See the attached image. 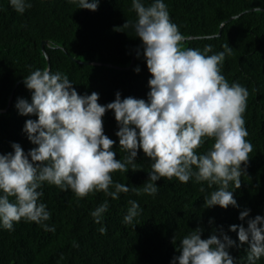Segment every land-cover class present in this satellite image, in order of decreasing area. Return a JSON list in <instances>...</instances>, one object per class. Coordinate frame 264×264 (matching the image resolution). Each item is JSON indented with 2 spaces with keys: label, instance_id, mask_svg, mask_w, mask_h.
Instances as JSON below:
<instances>
[{
  "label": "trees",
  "instance_id": "16d2710c",
  "mask_svg": "<svg viewBox=\"0 0 264 264\" xmlns=\"http://www.w3.org/2000/svg\"><path fill=\"white\" fill-rule=\"evenodd\" d=\"M141 2L150 6L154 0ZM163 2L185 37L181 48L203 52L205 46H211L207 55L225 52L221 74L230 84L239 83L249 92L244 119L249 133L246 139L253 151L248 164L242 165L246 173L240 177L241 187L236 189L232 182L229 185L238 207L205 208V197L219 186L209 187L208 182H197L195 177L187 183L161 178L156 181V195L144 194L142 188L150 178L153 161L140 149L136 171L128 165V172L112 174L114 184L130 189L119 193L118 199L102 191L78 199L70 189L63 191L44 182L39 202L51 213L44 223L55 231H46L23 218L14 222L11 231L0 225V264H172L181 254L180 241L197 228L202 230L203 239L213 234L221 239L224 234L229 236L236 241L228 249L235 264H249V245H241L238 231H231L230 226L247 228L249 220L264 216V0ZM26 3L32 7L20 14L10 0H0V153L14 152L13 143L20 144L25 154L37 147L24 128L27 120L38 117L20 115L16 108L20 98L31 102L32 91L24 79L36 69L66 74L80 95L98 93L101 105L113 102L117 92L121 99L148 101V81L152 77L143 47L129 67L142 43L134 27L123 28L127 21L135 23L138 19L132 0H100L97 11L79 9L69 0ZM224 45L231 49L230 54ZM103 124L105 135L116 141V158L123 160L127 153L119 147L114 111L105 114ZM213 143L206 139L197 154H206ZM135 189H141L140 194ZM9 199L14 202L13 197ZM105 201L109 207L98 224L91 213ZM129 201L139 204L140 214L131 224H125ZM244 211L249 214L241 220ZM101 227L107 229L105 234L99 231ZM255 264H264V257Z\"/></svg>",
  "mask_w": 264,
  "mask_h": 264
},
{
  "label": "clouds",
  "instance_id": "9594fccd",
  "mask_svg": "<svg viewBox=\"0 0 264 264\" xmlns=\"http://www.w3.org/2000/svg\"><path fill=\"white\" fill-rule=\"evenodd\" d=\"M69 2L91 11H97L100 4V0ZM10 4L20 14L32 7L26 0H10ZM132 10L138 19L135 23L127 21L123 28L134 27L142 41L152 77L148 81V101L121 99L117 92L113 102L101 105L98 93L80 95L66 74L47 68L25 77V86L32 91L31 102L20 98L16 108L20 115L38 117L27 120L24 128L37 147L25 154L20 144L13 143L14 152L0 153V225L4 229L13 230L14 222L23 218L46 231H55L44 223L51 213L39 202L44 182L63 191L70 189L78 199L96 191L118 199L119 193L130 189L114 184L112 174L128 172V165L136 171L140 149L153 161L150 178L142 188L144 194L156 195V181L161 178L187 183L195 177L197 182H208L209 187L219 186L205 197V208L238 207L229 185L232 182L236 189L241 187L240 177L246 173L242 165L248 164L253 151L246 139L249 133L244 119L248 90L239 83L230 84L221 74L225 52L207 55L211 46H205L203 52L181 48L185 37L172 22L163 0H154L150 6L132 0ZM224 48L231 53L228 45ZM135 71L139 73L140 68ZM109 110L114 111L119 125V147L127 153L123 160L113 151L116 141L104 133L103 117ZM206 139L214 143L206 154L198 155L197 149ZM110 187L115 191H109ZM135 191L140 194L141 189ZM129 204L125 224H131L140 214L136 201ZM108 207L105 201L91 213L96 223H101ZM249 211L241 212L239 218L244 220ZM230 228L238 231L241 245H249V264L264 257V216L249 220L247 228ZM99 231L105 234L107 229L101 227ZM201 233L197 228L180 241L181 254L172 264H235L228 249L236 241L226 234L223 239L215 234L203 239Z\"/></svg>",
  "mask_w": 264,
  "mask_h": 264
},
{
  "label": "water",
  "instance_id": "95a60500",
  "mask_svg": "<svg viewBox=\"0 0 264 264\" xmlns=\"http://www.w3.org/2000/svg\"><path fill=\"white\" fill-rule=\"evenodd\" d=\"M234 17H231L229 20H232ZM221 35V31H220V33L218 34V36H220ZM46 41H44L43 42V44L45 43ZM142 47V43L140 44V46L134 51V53H133V59H132V63H131V65H130V67H132L133 66V64H134V62H135V57H136V55H137V53H138V51L140 50V48ZM50 62V61H49ZM89 64H91L90 62H88ZM12 98H13V95L11 96V98H10V101L12 100Z\"/></svg>",
  "mask_w": 264,
  "mask_h": 264
}]
</instances>
